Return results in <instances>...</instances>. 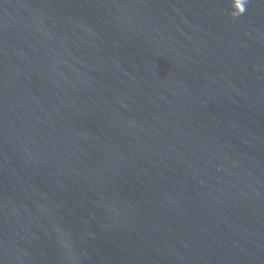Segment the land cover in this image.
Segmentation results:
<instances>
[{
  "label": "water",
  "instance_id": "obj_1",
  "mask_svg": "<svg viewBox=\"0 0 264 264\" xmlns=\"http://www.w3.org/2000/svg\"><path fill=\"white\" fill-rule=\"evenodd\" d=\"M0 264H264V0H0Z\"/></svg>",
  "mask_w": 264,
  "mask_h": 264
}]
</instances>
